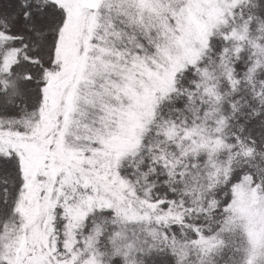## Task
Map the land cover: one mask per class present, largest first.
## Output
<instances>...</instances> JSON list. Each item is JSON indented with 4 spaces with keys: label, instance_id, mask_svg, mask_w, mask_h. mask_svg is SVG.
Wrapping results in <instances>:
<instances>
[{
    "label": "snow or ice",
    "instance_id": "snow-or-ice-1",
    "mask_svg": "<svg viewBox=\"0 0 264 264\" xmlns=\"http://www.w3.org/2000/svg\"><path fill=\"white\" fill-rule=\"evenodd\" d=\"M0 264H264V0H0Z\"/></svg>",
    "mask_w": 264,
    "mask_h": 264
}]
</instances>
